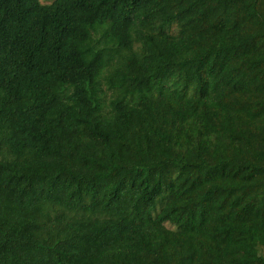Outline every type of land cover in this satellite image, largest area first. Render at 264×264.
I'll list each match as a JSON object with an SVG mask.
<instances>
[{"label": "trees", "instance_id": "obj_1", "mask_svg": "<svg viewBox=\"0 0 264 264\" xmlns=\"http://www.w3.org/2000/svg\"><path fill=\"white\" fill-rule=\"evenodd\" d=\"M0 264H264V0H0Z\"/></svg>", "mask_w": 264, "mask_h": 264}, {"label": "rangeland", "instance_id": "obj_2", "mask_svg": "<svg viewBox=\"0 0 264 264\" xmlns=\"http://www.w3.org/2000/svg\"><path fill=\"white\" fill-rule=\"evenodd\" d=\"M50 0H41V2H49Z\"/></svg>", "mask_w": 264, "mask_h": 264}]
</instances>
